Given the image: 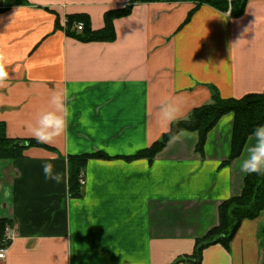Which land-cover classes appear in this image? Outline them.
Here are the masks:
<instances>
[{
	"label": "crops",
	"instance_id": "crops-1",
	"mask_svg": "<svg viewBox=\"0 0 264 264\" xmlns=\"http://www.w3.org/2000/svg\"><path fill=\"white\" fill-rule=\"evenodd\" d=\"M131 1L0 0V51L9 72L0 122L7 135L35 139L28 126L49 109L54 90H68L70 111L66 132L53 143L0 160V221L16 233L0 264H194L183 259L219 225L220 206L244 191L245 146L227 163L232 112L208 133L203 150L199 132L185 130L152 161L126 157L165 134L161 101L179 97L186 120L213 102L214 90L225 99L264 91V0H248L238 18L201 0L140 2L114 19L112 41L68 35L71 17L101 30L107 12ZM85 112L94 134L80 124ZM82 154L109 158L89 159L84 196L73 198L69 157ZM49 162L62 174L59 184L45 178ZM225 251L227 264H264V213L244 219L229 247L204 248L201 264H225Z\"/></svg>",
	"mask_w": 264,
	"mask_h": 264
},
{
	"label": "trees",
	"instance_id": "trees-1",
	"mask_svg": "<svg viewBox=\"0 0 264 264\" xmlns=\"http://www.w3.org/2000/svg\"><path fill=\"white\" fill-rule=\"evenodd\" d=\"M160 0H132L131 3L122 8L111 10L106 13V26L101 30H92L88 20L84 16L76 15L68 20V35L75 37L83 42L90 41H112L115 39V28L113 21L115 18L126 16L131 12L134 4L140 2H155ZM220 11L230 12L231 16L238 18L245 12L248 0H201ZM192 11L186 22L193 13ZM82 23L83 29L73 28L74 24ZM234 113L235 124L233 131L232 152L227 163L241 155V152L249 136L255 128L264 125V91L257 94H249L242 98H222L219 93L213 91V102L202 107L196 108L188 119L180 120L172 125V131L180 129L187 131H197L200 134L198 149L203 150L208 133L213 129L222 116L227 113ZM169 134H164L160 140L156 141L151 147L140 150L127 159L148 158L152 161L169 142ZM43 146L35 139L20 140L13 139L7 135L6 126L0 122V160L17 159L23 156V151L30 146ZM107 157L104 154H82L69 157V194L73 198L84 196L83 185L80 177L89 159L93 157ZM264 213V174H247L245 188L241 196L226 200L220 206V223L217 227L210 230L204 237L197 239L195 252L192 256L183 260L192 261L194 264H201L202 252L209 245L221 243L229 247L235 233L244 219H254ZM7 221H0L1 239ZM1 240V243H2ZM0 243V244H1Z\"/></svg>",
	"mask_w": 264,
	"mask_h": 264
},
{
	"label": "clouds",
	"instance_id": "clouds-1",
	"mask_svg": "<svg viewBox=\"0 0 264 264\" xmlns=\"http://www.w3.org/2000/svg\"><path fill=\"white\" fill-rule=\"evenodd\" d=\"M9 72L7 71V61L3 51H0V88L7 87ZM69 92L67 89L62 91L54 90L49 100V109L38 114L35 124L28 126L30 135L39 143H53L58 137L63 135L68 127V117L70 111L67 106ZM183 118L182 101L179 97L161 101L157 111V120L165 134H169V145L181 141L186 132L180 129L177 132L172 131V125ZM80 124L87 128L90 134L95 133V129L90 127L88 113H82ZM249 141L254 139L250 146L245 145L247 156L241 161L240 170L245 174H264V125H260L249 136ZM45 178L55 181L59 184L62 181V174L55 171L53 163H44L42 165ZM4 258V253L0 252V259ZM225 264L229 260L228 254L224 253Z\"/></svg>",
	"mask_w": 264,
	"mask_h": 264
},
{
	"label": "built area",
	"instance_id": "built-area-1",
	"mask_svg": "<svg viewBox=\"0 0 264 264\" xmlns=\"http://www.w3.org/2000/svg\"><path fill=\"white\" fill-rule=\"evenodd\" d=\"M76 27L78 30H82L83 24L78 23L76 25ZM80 183H81V185H85V179L83 176L80 177ZM15 237H16V233H15L13 227H11L10 225H7L5 227L4 238L2 240V243L0 244V252H3L5 254L9 248V246L11 245V242L15 239Z\"/></svg>",
	"mask_w": 264,
	"mask_h": 264
},
{
	"label": "rangeland",
	"instance_id": "rangeland-1",
	"mask_svg": "<svg viewBox=\"0 0 264 264\" xmlns=\"http://www.w3.org/2000/svg\"><path fill=\"white\" fill-rule=\"evenodd\" d=\"M3 198H1L0 199V202H3V200H2ZM3 207H2V205L0 206V209H2ZM6 224H8V225H10V223L8 222V223H6Z\"/></svg>",
	"mask_w": 264,
	"mask_h": 264
}]
</instances>
